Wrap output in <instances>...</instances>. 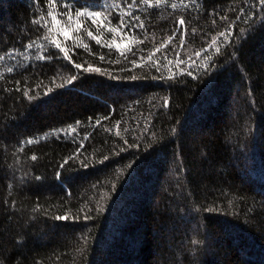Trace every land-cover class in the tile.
Here are the masks:
<instances>
[{"label": "trees", "instance_id": "1", "mask_svg": "<svg viewBox=\"0 0 264 264\" xmlns=\"http://www.w3.org/2000/svg\"><path fill=\"white\" fill-rule=\"evenodd\" d=\"M150 3L0 0V264H264V4Z\"/></svg>", "mask_w": 264, "mask_h": 264}, {"label": "snow or ice", "instance_id": "2", "mask_svg": "<svg viewBox=\"0 0 264 264\" xmlns=\"http://www.w3.org/2000/svg\"><path fill=\"white\" fill-rule=\"evenodd\" d=\"M133 2H135V0H133ZM142 2H143L145 5L151 7L150 0H142ZM156 2H157V4H159V3H160V0H156ZM260 3H261V4H264V0H260ZM119 6H120V5L109 4V5H107L106 7L109 8V9H111V8L119 7ZM126 7H129V8H130L131 5H126ZM172 8L175 9V8H176V4H172ZM75 15H76L77 17L85 16V15H86V16H88V17H91L92 22L95 23V22H96V19L99 18V17H101L102 14H101V12H87V13L76 12ZM128 15H129V17H130L131 19H133V20H138V19H139L138 17H133V16L131 15L130 12L128 13ZM48 16L51 17V19H52V21H53L54 24H60V20L57 18V15L54 14L52 11H49V12H48ZM68 19L71 20V19H72L71 16H68ZM34 23H35V22H34ZM262 23H264V21H262ZM121 24H123V20H121ZM177 24L180 25V26H183V25L185 24L184 19H182V18L179 19V20L177 21ZM79 27H80V25H79V23H77V28H79ZM109 31H111V32H115V31H117V29H115V28H111V29H109ZM239 31H240L241 33H243V32H244V29L241 28V29H239ZM63 35H64L65 38H68V37L70 36V33H69L68 31H65V32L63 33ZM87 35H88L89 37H92V36H93V33H92L91 31H88ZM221 36L224 37V33H221ZM94 39L96 40L97 43H100V39H99V37H94ZM53 43L55 44V48L60 49V51L63 52L64 56H65V57H68V51H67V49L62 48V47H61V44H60L58 41H53ZM114 43H115V42H114ZM27 47L31 48L32 45L29 44ZM38 47H42V46H38ZM115 47H116V48H120L121 45L118 44V43H116V44H115ZM217 51L219 52V49H217ZM197 55H199V53H197ZM37 58H38V59H43L44 57H43V56H38ZM51 58H52L51 56L48 57V59H51ZM3 59H4V57H0V60H3ZM69 59H70V57H69ZM74 67H75L76 69H80V68L82 67V65L79 64V63H75V64H74ZM12 71H13V69H12L11 67H9V68H8V72H12ZM85 71H95V72H100L101 69H99V68H92V67H89V68H86ZM188 74L191 75V72H189ZM76 79H77V77H76L75 75H73V76H71V78L68 80V83H72V82L75 81ZM132 79H136V78H135V77H132ZM25 95H27V93H25ZM31 142H32V141H29V143H31ZM32 159L35 160L36 157L33 156ZM56 219H67V217H66V216H57Z\"/></svg>", "mask_w": 264, "mask_h": 264}, {"label": "rangeland", "instance_id": "3", "mask_svg": "<svg viewBox=\"0 0 264 264\" xmlns=\"http://www.w3.org/2000/svg\"><path fill=\"white\" fill-rule=\"evenodd\" d=\"M91 8L92 9H95V7H93V6H91ZM88 12H94V11H92V10H89ZM55 29V28H54ZM55 37H52L49 41H48V43H51V44H54L53 43V41H58V39H54ZM63 40H65V39H63ZM59 42V41H58ZM72 132V131H71Z\"/></svg>", "mask_w": 264, "mask_h": 264}]
</instances>
